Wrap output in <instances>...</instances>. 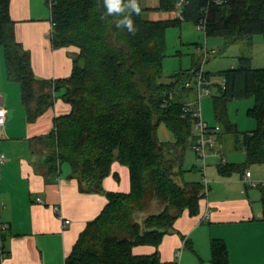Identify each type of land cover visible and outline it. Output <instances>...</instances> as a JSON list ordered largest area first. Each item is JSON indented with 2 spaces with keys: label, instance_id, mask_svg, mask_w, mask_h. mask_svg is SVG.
Listing matches in <instances>:
<instances>
[{
  "label": "trees",
  "instance_id": "16d2710c",
  "mask_svg": "<svg viewBox=\"0 0 264 264\" xmlns=\"http://www.w3.org/2000/svg\"><path fill=\"white\" fill-rule=\"evenodd\" d=\"M45 1L51 12L52 47L78 49L70 75L56 80L35 76L29 52L15 37L10 0H0V46L7 77L20 85L28 120L34 121L54 104L52 91L63 89L60 97L70 105L67 113L53 118V128L40 138L50 168L68 164L80 191L107 197L100 213L78 235L65 264H160L158 246L164 235L175 232L174 221L184 211L197 214L203 198L202 180L183 177L184 150L197 137L188 100L190 92L197 94L196 79L195 87L191 80L202 60L161 81L166 29L183 21L200 24L204 20L205 35L221 37L226 46L251 42L255 35L264 39V0H159L155 9H179L180 16L146 19L141 5L140 15L134 17L138 29L134 36L120 32L114 18H102L103 0ZM250 60L249 55H238L237 65L224 71L213 96L215 118L233 134L236 148L246 152L241 164L220 163L222 174L264 162V67L253 68ZM204 75L209 82L210 72ZM249 96L254 103L247 113L256 127L250 132L230 130L227 103ZM160 122L171 130L174 142L158 140ZM114 160L129 169L128 192L106 191L102 185ZM153 198L163 207L141 221L135 219ZM261 201L264 218V187ZM136 245H151L155 250L136 255L132 252ZM210 251V264L228 262L224 240L211 238Z\"/></svg>",
  "mask_w": 264,
  "mask_h": 264
},
{
  "label": "crops",
  "instance_id": "0c3cea01",
  "mask_svg": "<svg viewBox=\"0 0 264 264\" xmlns=\"http://www.w3.org/2000/svg\"><path fill=\"white\" fill-rule=\"evenodd\" d=\"M44 1L10 0V15L15 21V37L29 52L35 76L56 80L70 75L72 57L78 49L52 47L51 12L45 10ZM158 3L159 0H141L146 19L175 16L174 12L155 9ZM250 64L252 66L251 60ZM62 91H52L54 104L34 121L28 120L21 102L20 85L7 77L0 46V100L6 108L0 139V150L6 155L5 162L0 164V217L7 225L4 243L7 255L0 264H65L66 256L86 223L96 217L107 202L103 194L80 191L68 164L62 163L58 170H52L46 162L48 150L40 138L53 128L55 116L70 110V105L60 97ZM252 125L249 122L247 128L241 130L231 122L230 130L250 132L254 129ZM221 139H214L221 153L220 150L209 152V157L217 156V161L205 169L208 189L205 191L203 185L199 212L190 215L184 211L176 218L175 232L164 235L158 246L160 264H172L178 250L180 264H210L211 238H220L226 243L229 258L226 264H264L261 201L264 162L251 163L253 168L247 164L241 171L222 174L219 164H241L245 155L234 157L232 153L245 152V149L236 148L234 138L229 145H222ZM246 170L251 172L254 185L242 181ZM102 185L106 191L128 192V167L114 160ZM65 219L69 223L63 227ZM154 250L151 245L132 248L136 255H148Z\"/></svg>",
  "mask_w": 264,
  "mask_h": 264
},
{
  "label": "rangeland",
  "instance_id": "374dc122",
  "mask_svg": "<svg viewBox=\"0 0 264 264\" xmlns=\"http://www.w3.org/2000/svg\"><path fill=\"white\" fill-rule=\"evenodd\" d=\"M46 11H49V6L43 3ZM180 11L176 10L174 12V17H179ZM144 18H147L146 14H142ZM165 57L162 60V77L161 81H169L171 75L177 71H186L192 67L194 62L202 60L205 55V60L203 61L202 70L210 72V81L208 85V93L203 91L200 95V102L197 103V94L189 93V101L192 105H200L202 116L204 120L209 122V126L214 127L218 124L221 131L212 130L214 139H222L221 144L229 145L233 140L230 132L224 130V126H220L217 119L214 116L213 111V96L216 94L215 89L217 85H221L224 79V71L236 66L238 63V55L246 54L251 56V63L253 67H264V40L260 35H255L251 42L248 40H243L235 42L230 45H225L224 41L219 36H206L204 28L199 24H193L190 21H183L178 26H170L165 32ZM195 78L192 77L191 84H194ZM254 103V98L252 96L246 97L244 99H233L227 103V116L230 122L235 124L238 129L245 130L247 128V123L251 122L253 125L252 129L256 127V120L250 117L247 113L248 107L252 106ZM194 133L196 130L194 129ZM156 135L159 141L172 143L175 138L171 130L167 127L164 122H160L156 129ZM218 142V140H217ZM218 144V143H216ZM216 151L220 150L221 147L213 145ZM210 147H207L206 156V167L210 168L216 164V157H209ZM225 150V149H224ZM227 156H231L228 154ZM246 152L239 151L236 154L232 153V156L242 157ZM202 161L193 149L192 146H186L184 150V169L183 177L185 181H197L203 178L201 172ZM253 168V164H250ZM163 202L158 199H151L147 207L135 216V219L141 221L142 218L150 213L157 212L163 207ZM204 264H209L205 262Z\"/></svg>",
  "mask_w": 264,
  "mask_h": 264
},
{
  "label": "built area",
  "instance_id": "2783aa9c",
  "mask_svg": "<svg viewBox=\"0 0 264 264\" xmlns=\"http://www.w3.org/2000/svg\"><path fill=\"white\" fill-rule=\"evenodd\" d=\"M204 23H205L204 20H202V22L199 25L204 27ZM204 60H205V55L202 59V64H201V66H200V68L197 71L196 76H195L196 91H197V99H196L197 103L200 102L201 93L203 91L208 93V91H209L208 86H207L209 84V82L205 78V75H204L205 71L202 70ZM186 85L188 86L189 82H187ZM192 114L195 118V122H194L193 126H194V129L196 130V133H197V137H196L194 143L192 144V147L202 161V164H201V172L203 175L202 181H203V185H204V190L207 191L208 179L205 175L206 156L208 154L207 147L209 146L211 149L213 148V150H210V152H212V153L216 152V149L213 146V145H215L214 137L212 136L211 133H212L213 129L218 130L219 127L218 126H214V127L209 126V124L204 120V118L202 116V111H201L200 105H197V106L193 105ZM5 121H6V108L3 106V104L1 103V100H0V139H1L3 129H4ZM5 160H6L5 153L0 150V164L5 162ZM250 176H251V172L249 170H246L244 176L242 177V181L248 185H254L255 182L250 179ZM0 208H1V204H0ZM68 223H69V220L65 219L63 221V227H65ZM6 228H7V225L2 221V219L0 217V263L7 255V250H6L5 244H4L5 243L4 233H5ZM179 258H180V251L178 250L176 252V260L172 264H180Z\"/></svg>",
  "mask_w": 264,
  "mask_h": 264
},
{
  "label": "clouds",
  "instance_id": "9594fccd",
  "mask_svg": "<svg viewBox=\"0 0 264 264\" xmlns=\"http://www.w3.org/2000/svg\"><path fill=\"white\" fill-rule=\"evenodd\" d=\"M103 9L102 18H114L112 22L120 32L132 36L136 34L138 29L134 17L142 11L140 0H103Z\"/></svg>",
  "mask_w": 264,
  "mask_h": 264
}]
</instances>
